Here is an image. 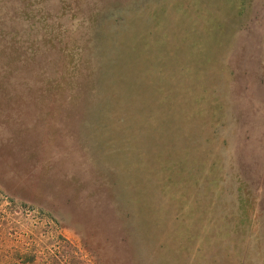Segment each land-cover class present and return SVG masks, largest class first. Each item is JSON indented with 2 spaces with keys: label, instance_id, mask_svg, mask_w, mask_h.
I'll return each mask as SVG.
<instances>
[{
  "label": "rangeland",
  "instance_id": "374dc122",
  "mask_svg": "<svg viewBox=\"0 0 264 264\" xmlns=\"http://www.w3.org/2000/svg\"><path fill=\"white\" fill-rule=\"evenodd\" d=\"M0 264H264V0H0Z\"/></svg>",
  "mask_w": 264,
  "mask_h": 264
}]
</instances>
